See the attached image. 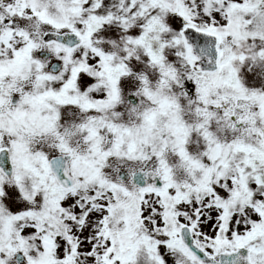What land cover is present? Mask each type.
<instances>
[{
  "label": "snow or ice",
  "instance_id": "6c2138e0",
  "mask_svg": "<svg viewBox=\"0 0 264 264\" xmlns=\"http://www.w3.org/2000/svg\"><path fill=\"white\" fill-rule=\"evenodd\" d=\"M0 264H264V0H0Z\"/></svg>",
  "mask_w": 264,
  "mask_h": 264
}]
</instances>
